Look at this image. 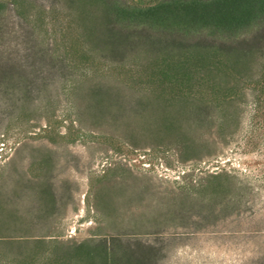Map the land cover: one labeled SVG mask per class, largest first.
Returning <instances> with one entry per match:
<instances>
[{
	"label": "rangeland",
	"instance_id": "1",
	"mask_svg": "<svg viewBox=\"0 0 264 264\" xmlns=\"http://www.w3.org/2000/svg\"><path fill=\"white\" fill-rule=\"evenodd\" d=\"M4 1L15 4L9 13L16 29L23 19L35 29L30 37L23 32L10 49L16 53L28 48L40 65L46 62V74L53 66V76L59 71L68 76L63 84L58 79L51 82L48 90L56 101L48 113L41 108L46 100L39 97L34 104L39 109L31 117L0 121L1 192H29L41 202L42 183L30 188L23 183L42 179L44 170L50 187L63 196L51 220L38 224L37 234L61 241L64 249L95 237L102 224L94 186L109 169H129L138 178L107 176V195L101 196L105 205L121 196L114 188L121 179L140 189L146 186L156 197L145 195V202H154L158 194L169 199L182 192L180 186L192 191L209 174L225 169L248 192L241 213L220 221L215 229L174 240L161 264H257L264 256V140L261 146L246 144L249 134L264 132L252 124L258 97L264 96V56L254 55L240 64L228 61L230 69L211 77L209 60L224 61L219 55H205L198 63L200 55L194 51L124 52L120 46L113 50L97 43L90 35L97 11L84 6L86 0ZM179 60L185 66L178 67ZM181 72L189 73V79ZM214 78L218 92L212 94ZM227 94H232V103L224 101ZM198 106L205 107L207 123L191 125ZM3 107L0 99V113ZM178 129L216 140L215 152L185 159L175 142ZM223 133L228 137H221ZM29 203L24 196L17 198L18 208ZM31 245L0 247V264H20L26 252L36 250L41 262L54 249L48 243L42 249Z\"/></svg>",
	"mask_w": 264,
	"mask_h": 264
},
{
	"label": "trees",
	"instance_id": "2",
	"mask_svg": "<svg viewBox=\"0 0 264 264\" xmlns=\"http://www.w3.org/2000/svg\"><path fill=\"white\" fill-rule=\"evenodd\" d=\"M83 4L97 11L91 20L90 35L97 37V43H104L113 50L118 46L125 48L124 52L126 49L136 52L143 48L161 55L194 51L199 52L198 63L207 56L219 55L225 60H209L213 65L209 68L211 77L216 76L218 70L230 69L228 61L236 60V64H240L248 62L254 55L264 56V0H86ZM13 7L15 10L14 2L0 0V99L4 106L0 121L8 118L20 121L31 117L39 109L34 107L39 97L46 100L41 108L48 113L56 101L48 90L51 82L68 80L64 71L53 76V66L46 74V62L41 59L43 63L40 65V60L28 48L16 53L10 49L23 32L27 37L35 33L34 27L31 29L24 19L19 22L21 27L16 29L9 13ZM17 13L20 15L19 11ZM119 58L124 60L125 57ZM163 59L167 60L166 56ZM185 63L179 60L175 64L183 67ZM181 73L183 79H189V73ZM227 76H230L229 72ZM188 77L192 78V75ZM216 85L214 78L210 87L212 94L218 92ZM224 101L232 103V94L224 96ZM197 109L198 114L191 125L206 124L205 107L198 106ZM5 112L8 114L4 115ZM252 124L255 128L264 129L263 95L256 102ZM220 136L227 138L228 134ZM247 138L246 145L261 146L264 132L258 130ZM175 142L180 145L185 159L212 154L217 144L202 132L188 133L183 129L177 133ZM39 175L42 179H28L23 184L30 188L34 182H41L38 189L41 202L35 201L29 192L17 195L14 189L3 194L0 188V247L25 248L32 243L42 249L46 243L53 244L54 249L41 262L35 256L36 250L26 252L20 264H161L167 255V246L174 240L215 229L220 221L240 214L248 193L234 183L235 174L224 169L209 174L204 179L206 183L200 182L192 187V191L180 186L182 192H175L169 199L158 194L154 202H145V195L152 197V193L156 197L146 186L140 189L136 183L129 184L126 179L119 180V183L116 180L115 194L121 196L105 205L101 196L106 194L103 186L107 176L138 178L129 169H109L106 175L99 176V184L94 186L95 206L101 216L97 217L102 224L99 231L95 237L64 249L61 241L46 239L35 230L38 224L51 220L57 203H61L63 198L50 187L46 171L42 170ZM122 183L124 185H120ZM23 196L30 203L21 209L17 207V198ZM263 258L257 264H264Z\"/></svg>",
	"mask_w": 264,
	"mask_h": 264
}]
</instances>
